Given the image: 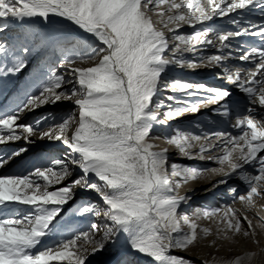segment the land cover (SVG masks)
I'll return each mask as SVG.
<instances>
[{"label": "snow or ice", "instance_id": "snow-or-ice-1", "mask_svg": "<svg viewBox=\"0 0 264 264\" xmlns=\"http://www.w3.org/2000/svg\"><path fill=\"white\" fill-rule=\"evenodd\" d=\"M254 10L261 14L260 22L231 16ZM52 16L70 21L93 39L85 44L68 41L61 49L63 62L40 80L37 91L14 110L0 113V145L21 139L32 142L30 138L38 133L40 139L59 141L67 149L64 158L52 159L47 167L0 175V264H86L89 256L115 244L121 235L132 251L154 264H191L173 253L187 251L209 236L214 237L209 247L217 241L236 244L240 237L259 247L252 220L234 205L238 201L247 210L256 207L257 199L264 200V113H257V106L264 109V47L236 46L238 59L252 64L249 69L232 70L226 61L232 58L234 38L259 37L264 44V0H0V20L47 22ZM214 17H229L235 29L204 27L180 33L184 26L196 29ZM210 46L219 54L201 56L199 64L187 67H220L245 94L249 106L232 125L236 135L201 136L177 129L165 138L182 157L206 158L219 167L169 165L167 150H154L150 136L154 125L199 113L207 105H217L215 111L221 116L230 115V91L164 79L170 65L185 66L182 53ZM82 48L86 50L81 52ZM31 52L27 43L10 48L0 43V76L20 73ZM169 52L171 56L166 55ZM86 63L91 66H77ZM65 66L67 77L57 71ZM162 89L183 93L185 98L167 96L176 106L161 112L164 102L154 98ZM63 101L73 102L75 110L59 120L47 114L32 124L19 123L24 113ZM45 123L46 129L41 127ZM24 151L0 155V168ZM77 171L80 175L64 184ZM209 172L236 174L246 191L237 195L238 188L230 187L231 205L197 208L192 217L181 215L179 208L189 197L173 193L189 180L205 179ZM78 187L94 191L103 203L102 208L95 203L82 205L79 213L102 216L106 222L93 223L86 231H75L34 251L43 237L56 231L55 221ZM201 216L216 222L215 232L197 223ZM260 219L264 228V218ZM260 253L264 249L213 257L202 264H255Z\"/></svg>", "mask_w": 264, "mask_h": 264}, {"label": "rangeland", "instance_id": "rangeland-1", "mask_svg": "<svg viewBox=\"0 0 264 264\" xmlns=\"http://www.w3.org/2000/svg\"><path fill=\"white\" fill-rule=\"evenodd\" d=\"M237 17V19L242 18L239 16ZM221 18L222 17H220L219 19ZM153 19H158V17L153 16ZM253 21H256V19ZM206 23L207 21L199 27H197L196 25V29H184L180 31V33L190 34L194 30H199L204 27L211 28L213 29V31H231L235 29V25L231 23V20L228 22H221L215 19L213 23ZM0 26L4 27V30L0 31V43H3L6 47L9 48L13 45L19 47L21 44L27 43V45L32 49V52L27 57L26 68H24L20 73L14 75L9 74L8 76H0V88H3V94L0 96V113L14 110L18 105L21 104V102L26 98L27 95L37 91L40 80L46 79V74L50 72L51 68L56 67L63 62L61 49L68 41H78L82 44H85L93 39L89 34L84 33L76 25L74 26V24H68L65 19L56 16L50 17L47 22L39 18L35 20H27L26 22L19 24L17 23V21L0 20ZM229 27H233V29L229 30ZM57 37L60 39L57 42H53V38ZM248 38L254 37L248 36ZM235 39L236 38L231 41L233 55L229 60L236 61L239 60V53L235 51L237 45H243L245 49H251L255 46H253V44L250 45V43L248 42H243ZM85 50L86 49L82 48L81 52ZM215 50L216 48L210 46L207 49H202L197 52H187L188 54L194 55L190 56L191 58L187 55L182 56L184 61L186 62L184 67L178 65L172 66L176 70H185V72L190 73L188 74L189 77L188 75L182 76L179 74H172L171 76L164 79L168 81L180 80L196 84H204L208 87H214L211 84H208L213 83L210 81L218 80L220 89L225 88L226 90H229V87L232 88V90H230L232 95L230 98H228L230 115L228 117L221 116L215 111V109L218 107L217 105H207L206 107L202 108L199 113L183 115L178 119L170 121L167 125H154L155 129L151 136V142L156 145V148L160 147L162 148V150H167L168 157H170V159L168 160L169 165H171L172 163H178L193 168L202 169H212L219 167V165L214 161H209L206 158L188 159L182 157L178 149L174 145L167 143L165 139L166 137L172 136L177 129L186 130L188 132H191L192 134L201 136H203L204 134H210L212 132H231L234 135L238 134V130L233 128L232 125L235 123L236 117L244 113L246 107L249 106L247 97L244 96L245 94L240 92L236 85L230 83L226 79L220 67H213L216 68L215 70L218 71V74H210L209 77H206L207 79L204 78L205 80H209L207 81L208 83H204L200 80H194L193 78H191L193 76L192 72H196V70L198 71L200 68H202V66L196 68L187 67L188 63L199 64L201 56L219 54ZM166 55H168V53H166ZM248 63L249 62H241V64H238L237 62L236 64H233L230 61L228 62V60L226 61L227 66L232 70H235L237 68L249 69L252 67V65ZM0 66L3 65L0 64ZM77 66L88 67L91 66V63L78 64ZM57 71L59 72V74L65 75L67 77V66H65V68H57ZM228 85L230 86L228 87ZM67 87L70 88L71 86L69 85ZM169 95H175L181 99L185 98L183 93H174L170 89H162L158 96L154 98L158 101L164 102L165 107L161 109V112L167 111L169 105H171L172 107L176 106L172 101L167 100V96ZM56 105V108L54 106H47L40 107L35 111L26 112L28 113V119L26 121H19V123L32 124L41 116H45L47 114H52L57 120H59L62 116L75 110V105L71 101L57 102ZM257 112L264 113V110L261 111L257 107ZM48 123H51V121H49ZM48 123L43 124L41 127L46 129L48 127ZM36 136L39 137V134L37 133ZM203 142L204 141L202 140L201 143ZM47 143H49V145L51 146L56 147V150L49 149V147L44 146L43 143L35 147L36 149H29L25 144L18 143L16 141L0 145V155H11L13 152L18 151L21 148L26 149V151L22 152L20 155L14 156L3 168H0V175L27 174L28 172L34 170V168L36 167H47L50 164L51 160L54 158L65 157L67 149L65 148V146L63 148L59 146V144L63 145L61 142L47 141ZM195 150L196 149H194L193 151ZM212 154L215 155L216 153ZM246 168H248V166H246ZM78 175H80L79 171H77L72 177H70L69 180H66L64 184L69 183L71 179H75ZM211 175L218 176L217 174L209 172L205 179H197L194 181L189 180L187 183H183L179 188L175 190L173 194L179 196H187L189 194L188 192L192 191V187L210 178ZM232 176H234L232 179H224V181L226 182L224 183L223 189L218 193L216 192L215 194L209 196V192L204 193V187L198 197L190 198V196L188 195L187 197H189V199L187 203L181 204L179 213L181 215L186 214L192 217L197 208H224L228 205H231L233 203L234 194L229 191L230 187L235 186L238 188L237 195L243 194L246 191V185H244L243 182L238 179L237 175L233 174ZM88 203H95L97 204V206L101 208L103 207V203L97 193H95L94 191H85L79 187L76 188L74 198L63 206L59 217H57V220L55 221L58 227L56 231L51 234L53 236V240L50 244L61 238L70 237L75 231H86L93 223L103 226L106 221L102 216L98 217L93 214L81 215L79 213V209L81 208V206ZM263 203L264 200L257 199L256 207L254 209H247L246 212L242 210V212L247 215L249 219L257 220L256 216L261 217L258 213L260 211L258 210ZM234 206L239 208L242 205L237 201ZM19 207L27 208V206ZM255 222L256 221H254L253 224L257 230L259 226H257V223ZM197 223L201 227H208L212 229L213 232H215L217 227L214 220H209L203 218L202 216L197 219ZM256 233V235L260 237L262 236L259 230ZM120 238L115 244L108 243L102 252H99L94 256H89L86 264H106V256L110 257V259L114 258L113 264H154L151 258H139L137 254L133 253L118 256L117 253L120 251V249H122L127 241L124 235H121ZM241 238L242 237H240L239 242L236 243L237 245H240ZM212 239H214V237L209 236L207 237V239H202L196 246L190 247L187 251H176L173 254L183 256L185 259L191 261V264H202L199 260L193 257H202L204 254L203 251L207 247L206 250H209L213 253L210 256L208 255V252L205 253L203 256L205 260H211L213 257H223V255L219 254V250L213 251V247L208 246ZM261 242L264 243L262 239ZM219 243L221 244V247L225 245L233 246V244L227 241H217V245H219ZM45 246H47V244L44 245V247ZM41 248L43 247H37V249H35L34 251L40 250ZM204 259L202 260L204 261Z\"/></svg>", "mask_w": 264, "mask_h": 264}, {"label": "bare ground", "instance_id": "bare-ground-1", "mask_svg": "<svg viewBox=\"0 0 264 264\" xmlns=\"http://www.w3.org/2000/svg\"><path fill=\"white\" fill-rule=\"evenodd\" d=\"M231 16L232 17H237V14L236 13H233V14H231ZM239 17H242V19H245V20H255L256 19V22H260L261 21V14L259 13V11L258 10H254V11H251V12H244L243 14H242V16H239ZM220 17H215V18H213L212 20H210V21H207V23H213L214 21H215V19L217 20V21H221V22H228V21H230V18L229 17H222L221 19H219ZM238 18V17H237ZM66 20V19H65ZM27 21V20H26ZM26 21H23V22H26ZM67 21V20H66ZM23 22H19V21H17V23L19 24V23H23ZM67 23L68 24H72L70 21H67ZM206 23V24H207ZM75 26V25H74ZM159 26V25H158ZM199 26H202V25H200V24H197V27H199ZM211 26V25H210ZM224 27V26H223ZM184 29H186V30H190V29H192V27H182L181 29H180V31H182V30H184ZM230 29H233V27H229V30ZM235 40H240V41H243V42H248V43H250V45H252L253 44V46H255V47H264V44H262L261 43V41H260V38L259 37H254V38H248V36H244V37H238V38H236ZM234 40V41H235ZM237 42V41H236ZM216 51V50H215ZM196 54V53H195ZM168 55H171V53L169 52L168 53ZM193 56L194 54H188V53H183L181 56ZM183 58V57H182ZM191 58V57H190ZM193 60V59H192ZM232 62L233 64H236L237 62H238V64H241V61L240 60H228V62ZM242 63H244V62H242ZM248 64H251V63H248ZM252 65V64H251ZM213 68V67H212ZM211 67H204V66H202V68H200L198 71L196 70V72H192L193 73V76L191 77V78H193L194 80H200V81H202V82H204V83H208L207 81H209V80H205V79H207L206 77H209V75L210 74H213L214 75V73H216V74H218V71H216L215 69L216 68H213L212 69ZM187 71V70H186ZM197 72H199V73H197ZM175 75V74H179V75H188V74H190V73H188V72H185V70L183 71V70H176L172 65H170L167 69H166V71H165V73L163 74L164 75V78H166V77H169V76H171V75ZM198 75V76H196V75ZM189 76V75H188ZM205 78V79H204ZM203 79V80H202ZM210 82H213V83H208V84H211L212 86H214V87H216V88H220V86L218 85V80L217 81H214V80H212V81H210ZM222 82V81H221ZM231 83V82H230ZM235 85V84H234ZM230 85H228V87H229ZM223 89H225V88H223ZM230 90H232V88H230L229 87V90L228 91H230ZM235 93V92H234ZM3 94V88H0V96ZM245 96V95H244ZM47 106H54L55 108L57 107V105L56 104H53V105H51V104H48V105H44V106H42V107H47ZM258 107V106H257ZM259 108V107H258ZM261 111H263L264 109H261V108H259ZM0 110H1V107H0ZM259 112V111H258ZM257 112V113H258ZM28 119V113H26V114H24L23 115V117L21 118V120L20 121H26ZM154 127H153V129H152V131H151V133H150V136H152V134H153V132H154ZM31 139V141L32 142H26L25 140H23V139H21V140H19V141H16V142H18V143H22V144H25L26 146H28V148L29 149H31V148H35V147H37V146H39L41 143H43L44 144V146H47V147H49V149H52V150H56V147H54V146H51V145H49V143H47V141L48 142H53L54 140H48V139H40L39 137H37L36 135H34L33 137H31L30 138ZM12 146V145H11ZM59 146L60 147H64V145H60L59 144ZM14 147V146H13ZM36 149V148H35ZM155 151H162V148H160V147H157V148H155L154 149ZM169 159H170V157H169ZM168 159V160H169ZM6 169V168H5ZM234 176H232V175H230V176H221V175H218V176H216V175H211L210 176V178H208V179H206V180H204V181H202L201 183H198L197 185H195L194 187H192V191L191 192H188L187 194L190 196V198H193V197H198L200 194H201V190L205 187V189L203 190L204 191V193H206V192H209V196H211V195H213V194H215L216 192L218 193V192H220L222 189H223V186H224V183H219V181L221 180V179H225V180H227V179H232ZM231 182V181H230ZM227 184V183H226ZM215 185V186H214ZM181 189V188H180ZM187 195V196H188ZM204 196V195H203ZM180 208H181V206H180ZM179 208V209H180ZM238 208V207H237ZM241 210H243L244 212H246L247 210L246 209H243V207L241 206V207H239ZM255 208V207H254ZM253 208V209H254ZM259 208V207H258ZM257 209V208H256ZM250 210V209H249ZM258 210V209H257ZM255 211V210H254ZM258 211H260V212H258L259 213V215L261 216V217H259V216H256L257 218V220H252V222H254V221H256L255 223H257V226H259L258 227V229L256 230V228H255V231L257 232L258 230L260 231V233L262 234V236L260 237V236H258V235H256V239H258L259 241H260V244H259V247H257V245H255L254 243H252V241L251 240H248V239H245V238H241V242H240V245H237V244H233V246H229V245H225V246H222L221 247V244L219 243V245H216V246H214L213 247V251H216L217 250V248H219V254L220 255H223V257H225V258H229V257H234V256H236V255H242L243 253H245V252H257V253H259V251H260V249H264V243H262L261 242V239L263 240V242H264V228H261L260 227V224H261V219L260 218H264V203L261 205V207H260V209L258 210ZM254 225V224H253ZM257 234V233H256ZM121 239V238H120ZM53 240V236L50 234V235H48V236H46V237H43L42 238V240H41V244L38 246V247H44V245H49L50 243H51V241ZM121 247V246H120ZM207 248V247H206ZM206 248L204 249V251H203V253L205 254V253H207L208 252V255L210 256L213 252H211V251H207L206 250ZM128 253H133V254H137L138 255V257L139 258H147V256H145V255H143V254H139V253H136V252H134V251H132L131 249H130V247L128 246V244H127V241H126V244L122 247V249H120V251L117 253V255L118 256H120V255H123V254H127L128 255ZM204 254H203V256H204ZM193 257V258H195V259H197V260H199L201 263L203 262V260L202 259H204V257ZM208 258V257H207ZM106 260V264H113V262H114V258L112 259H110V257H108V256H106V258H105ZM149 259V258H148ZM205 260V259H204ZM261 260H264V253H260V255H258V257H257V260H256V262H255V264H260V261ZM104 261V262H105Z\"/></svg>", "mask_w": 264, "mask_h": 264}]
</instances>
